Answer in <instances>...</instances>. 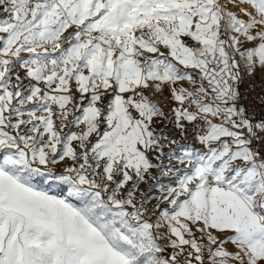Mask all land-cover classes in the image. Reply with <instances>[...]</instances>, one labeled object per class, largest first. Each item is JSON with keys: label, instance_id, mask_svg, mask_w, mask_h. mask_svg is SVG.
I'll return each instance as SVG.
<instances>
[{"label": "snow or ice", "instance_id": "obj_1", "mask_svg": "<svg viewBox=\"0 0 264 264\" xmlns=\"http://www.w3.org/2000/svg\"><path fill=\"white\" fill-rule=\"evenodd\" d=\"M0 264H264V0H0Z\"/></svg>", "mask_w": 264, "mask_h": 264}, {"label": "built area", "instance_id": "obj_2", "mask_svg": "<svg viewBox=\"0 0 264 264\" xmlns=\"http://www.w3.org/2000/svg\"><path fill=\"white\" fill-rule=\"evenodd\" d=\"M249 87V82H245V83H243L242 85H241V92L243 93V92H245V90L247 89ZM260 91V88H259V86L257 87V89H256V92L258 93ZM254 95H256V93H252V94H250L249 95V101H251V99H252V96H254Z\"/></svg>", "mask_w": 264, "mask_h": 264}, {"label": "rangeland", "instance_id": "obj_3", "mask_svg": "<svg viewBox=\"0 0 264 264\" xmlns=\"http://www.w3.org/2000/svg\"><path fill=\"white\" fill-rule=\"evenodd\" d=\"M53 191L55 192V189Z\"/></svg>", "mask_w": 264, "mask_h": 264}]
</instances>
